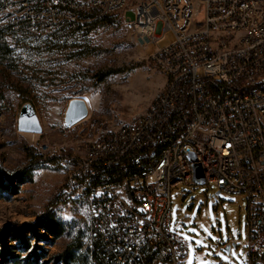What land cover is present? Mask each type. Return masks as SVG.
Returning <instances> with one entry per match:
<instances>
[{"label":"built area","instance_id":"obj_1","mask_svg":"<svg viewBox=\"0 0 264 264\" xmlns=\"http://www.w3.org/2000/svg\"><path fill=\"white\" fill-rule=\"evenodd\" d=\"M0 15L45 33L122 15L167 78L148 108L100 131L74 162L92 264H189L172 196L195 184L196 164L210 190L247 199L245 264H264V0H0ZM169 32L175 40L148 54Z\"/></svg>","mask_w":264,"mask_h":264},{"label":"rangeland","instance_id":"obj_2","mask_svg":"<svg viewBox=\"0 0 264 264\" xmlns=\"http://www.w3.org/2000/svg\"><path fill=\"white\" fill-rule=\"evenodd\" d=\"M110 19L75 34L54 37L28 29L29 37H7L13 55L11 63L0 66V256L7 243L8 252L24 258L12 249L19 243L4 242L3 232L37 224L50 212L73 232L42 244L51 255L76 236L88 246L87 203L71 188L74 162L100 131L129 122L165 86V74L130 40L122 15ZM8 21L0 15V28ZM174 40L167 33L149 44L148 54ZM74 99H83L89 113L69 126L66 113ZM27 104L34 108L40 134L18 131ZM217 192L195 184L175 189L171 231L188 245L192 264H245L248 201L223 193L213 197ZM230 240L236 245L228 252L222 245Z\"/></svg>","mask_w":264,"mask_h":264},{"label":"trees","instance_id":"obj_3","mask_svg":"<svg viewBox=\"0 0 264 264\" xmlns=\"http://www.w3.org/2000/svg\"><path fill=\"white\" fill-rule=\"evenodd\" d=\"M101 21L111 22L110 16L102 18ZM12 34H23L29 37L27 27H22L17 31L10 25L0 28V66L5 63L9 64L12 61L13 51L7 41L8 35ZM56 34L62 33L48 35L55 37ZM71 34L75 33L71 32ZM0 183L3 186L2 182ZM39 229L44 230L45 233L40 232ZM66 231L67 225L58 220L54 212L47 214L37 224H23L6 228L2 237L4 242H7L9 239L17 241L19 246L12 249H18V251L26 254V256L21 258L8 252L6 243L2 249L0 264H92V253L79 236L74 237L64 250L57 254L51 255L45 246L42 245L61 239L66 233L71 237L73 232ZM29 235L33 236V239Z\"/></svg>","mask_w":264,"mask_h":264},{"label":"water","instance_id":"obj_4","mask_svg":"<svg viewBox=\"0 0 264 264\" xmlns=\"http://www.w3.org/2000/svg\"><path fill=\"white\" fill-rule=\"evenodd\" d=\"M89 110L86 102L83 99H74L70 102L69 108L66 113V123L69 126H74L84 120L88 116ZM18 131L23 133H42L34 108L31 104H27L21 113ZM195 161V158H193ZM194 183L196 185H204L205 177L202 167L199 164L194 165ZM220 195L217 192L213 197ZM232 246H228L226 250L230 252Z\"/></svg>","mask_w":264,"mask_h":264},{"label":"crops","instance_id":"obj_5","mask_svg":"<svg viewBox=\"0 0 264 264\" xmlns=\"http://www.w3.org/2000/svg\"><path fill=\"white\" fill-rule=\"evenodd\" d=\"M226 244V243H225ZM229 246L231 245L232 247L233 246H235L236 244H235V240H230L228 243H227ZM223 246V245H222ZM189 248V247H188ZM227 248V247H226ZM231 251V250H230ZM189 253L191 254V252L189 251ZM190 254H189V256H190ZM188 261H189V258H188ZM189 264H192V263H190V261H189ZM196 264H198V263H196Z\"/></svg>","mask_w":264,"mask_h":264}]
</instances>
